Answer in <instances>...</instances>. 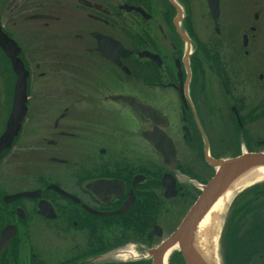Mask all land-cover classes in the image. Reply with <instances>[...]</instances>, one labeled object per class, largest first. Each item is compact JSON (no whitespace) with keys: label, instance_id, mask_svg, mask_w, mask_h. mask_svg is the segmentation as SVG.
Returning <instances> with one entry per match:
<instances>
[{"label":"flooded vegetation","instance_id":"af4514ba","mask_svg":"<svg viewBox=\"0 0 264 264\" xmlns=\"http://www.w3.org/2000/svg\"><path fill=\"white\" fill-rule=\"evenodd\" d=\"M70 3L85 11L87 26L73 35L85 44L70 45L63 53L47 50L39 56L41 63L34 65L38 69L39 108L34 115L27 92L30 79L27 52L18 39L1 28L17 44L18 57L28 76L27 110L11 143L0 146V160L24 159L12 158V148L29 145L34 149V161L42 165L47 160L53 170L47 173L41 167L31 178L30 188L16 190L12 188L14 181L24 185L28 178L0 176V232L7 226L15 227L14 236L0 254V264H153L155 253L171 239L200 194L201 185L194 195L187 183L192 180L188 178L185 182L187 178L177 175L178 144L186 148L203 146V159L211 166L205 155L210 134L205 130L201 113L212 116L213 98L208 94L206 72L217 79L224 90L223 97L230 95L228 76L229 69H233L234 54L225 48L231 38L215 27L214 39L208 37L207 41L201 35L200 40L195 39L187 15H183L181 0H70ZM124 6L143 12L126 10ZM33 15L44 18L30 19ZM33 15L25 19H58L47 13ZM94 34L118 42L127 53H118L117 61L111 62L99 50ZM247 42L248 36L243 34V49ZM103 49L116 48L104 44ZM0 52L13 82L1 137L11 112L15 75L10 59L1 48ZM247 55L248 50H243L242 57ZM119 96L149 105L163 117L164 125L158 127L176 148V170L172 174L175 188L170 197L165 196L163 183L167 170L142 135L152 130L153 125L127 101L115 99ZM230 113L241 128L235 115H238L236 105L230 106ZM208 127H212L210 119ZM143 147L159 158L160 170L153 165L154 169L149 168L150 163L143 167ZM208 154L212 159H221L210 151ZM61 166L74 170L66 174L68 184L56 177V167ZM54 186L69 196L59 193ZM21 192H33L35 196L5 198ZM35 220L55 231L53 259L45 256L46 247L37 253L26 245L29 227ZM181 240L170 251L167 264L175 260L187 264L180 249ZM129 243L136 244L139 256L121 261L117 254Z\"/></svg>","mask_w":264,"mask_h":264},{"label":"rangeland","instance_id":"374dc122","mask_svg":"<svg viewBox=\"0 0 264 264\" xmlns=\"http://www.w3.org/2000/svg\"><path fill=\"white\" fill-rule=\"evenodd\" d=\"M181 5L184 17L187 15L188 25L189 22L191 24L189 30L195 39L200 40L199 35L204 36L207 41H209V38L214 39L215 27H220L222 35H229L231 38L228 47L225 48V50H230L234 54L233 69H229L230 76H228L231 78L228 84L231 88L230 95L223 97L224 90L220 87L217 79L206 72V77L209 79L208 94L213 98L212 116H206L203 111L201 113L205 118L203 124L206 128H204L205 130L208 129L210 134V136L208 135L210 153L215 158L228 159L248 151V149L264 152V0H220V14L215 23L209 16L205 0H181ZM41 13L52 14L58 19L53 21L25 19L29 15ZM85 19V11L76 8L74 4L70 3V0H0V27L18 39L27 52L25 57L29 62L30 71L27 92L31 95L29 102L32 115L39 108V101L37 100L38 69L34 68L35 63H41L40 57L44 54V51L51 52L54 49L63 53L62 51L69 50L71 46L85 44L73 37L75 33L86 28ZM181 27H184V25ZM243 34L248 36L247 46L244 49L241 45ZM243 50H248L246 57H242ZM207 65H204L205 69ZM9 70L10 68L0 52V129L6 117V108H8V99L13 83ZM231 105H236L238 108L241 128L236 125L231 116ZM209 119L212 127L207 128ZM28 146L12 148V158L21 157L24 159H12L14 161L7 162L8 158L6 160L3 157L0 160V176L12 175L28 178L27 183L24 185H20L21 183L15 180V185L12 187L15 190L30 188L32 185L31 178L40 172L41 167L47 173L53 170L52 165L47 160L45 164L38 165L34 161V149ZM143 148V167L148 166L150 163L149 168L154 169L155 167L157 171L160 170L159 158H156L151 150ZM177 150L179 171L177 175L181 179L187 178L185 182L189 179L192 180L187 183L195 195L198 192V185L206 183L213 175L214 169L203 159V146L186 148L184 145L178 144ZM208 156L212 157L210 154ZM56 169L58 170L56 177L68 184L66 174L72 173L74 170L64 166H61V168L56 167ZM194 176H198V179H195ZM262 183H264V180L237 190L230 199L229 204L222 209L221 218L219 219V231L214 245V252L220 264H225L224 258L222 259V251H224L222 237L224 232H230L241 226L239 228L240 234L243 231L241 228L245 226L240 224L241 218H238L239 214L236 210L249 196L243 199L244 197H241V195L248 188ZM253 198L254 196L250 197L252 200ZM258 202L256 201L254 204ZM29 229L27 237L30 239L26 245L37 253H41L46 247L47 254L45 256L53 259L54 229L44 228V225L36 220L30 225ZM228 235L226 234V236ZM255 248L252 245L249 249V257L245 262L242 261V264H263L264 251L261 255L259 254L260 256H255L254 253L252 254ZM242 249L239 246L237 250L239 254L237 255L243 256L245 251H242ZM245 256L243 259H245ZM173 264L181 263L179 260H175Z\"/></svg>","mask_w":264,"mask_h":264},{"label":"water","instance_id":"95a60500","mask_svg":"<svg viewBox=\"0 0 264 264\" xmlns=\"http://www.w3.org/2000/svg\"><path fill=\"white\" fill-rule=\"evenodd\" d=\"M209 15L212 20L216 21L219 17V0H205ZM126 10H139V8H132L124 6ZM178 12H180L179 7L176 6ZM143 12V11H142ZM30 19H42V15H33L29 17ZM97 37L99 50L103 56L109 59L111 62H116V55L118 53H127L121 47V45L112 40L109 37H103L98 34H94ZM110 44L116 49L114 51L104 50L103 45ZM243 44H246V36H243ZM0 48L3 50L6 57L10 59L11 68L15 74V83L13 89V102L11 107V112L6 123L5 133L0 137V146H8L11 143L12 138L17 134L20 122L23 119L26 112V81L28 72L24 69L21 59L18 57L19 49L14 40L9 38L4 32H2L0 27ZM115 99H122L127 101L133 109H135L139 114L142 115L144 119H147L153 125L152 130H147L142 133L143 137L150 142L153 151L160 155L163 164L166 166L168 172L163 176V183L166 188V197H170L174 193L175 180L173 178L172 172L175 170L176 166V149L171 140V138L161 129L158 125L163 127L164 122L162 121L161 115H159L152 107L143 104L137 100L132 99L127 96L115 97ZM236 115L237 121L240 124L238 115ZM207 162L215 168L213 177L202 187L201 193L198 196L196 202L191 207L182 223L175 231L171 239H169L161 248L155 253L153 264H162L163 254L167 249L175 245L181 238H186V236L193 231L201 217L207 211L212 202L217 198L225 183L233 177L243 167L249 165H262L264 166V152H250L245 151L228 159H212L207 156V151H205ZM59 193L69 196L67 193L54 186ZM23 196H35L33 192H21L12 196L5 197L6 200H12ZM40 207V205H39ZM120 212V211H119ZM15 234L14 226H7L3 228L0 232V254L3 251L6 244L11 240ZM180 249L184 254L185 261L187 264H194L187 257L185 250L181 247Z\"/></svg>","mask_w":264,"mask_h":264},{"label":"bare ground","instance_id":"6f19581e","mask_svg":"<svg viewBox=\"0 0 264 264\" xmlns=\"http://www.w3.org/2000/svg\"><path fill=\"white\" fill-rule=\"evenodd\" d=\"M264 180V166L249 165L240 169L229 179L217 198L201 217L188 238L181 240L180 245L187 257L194 264H220L216 256L215 242L220 226L222 209L229 204L232 196L242 187ZM177 244L165 251L162 264L167 263L168 255ZM222 264V263H221Z\"/></svg>","mask_w":264,"mask_h":264},{"label":"trees","instance_id":"16d2710c","mask_svg":"<svg viewBox=\"0 0 264 264\" xmlns=\"http://www.w3.org/2000/svg\"><path fill=\"white\" fill-rule=\"evenodd\" d=\"M254 196L253 200L250 197ZM245 199L249 196L236 210L239 214L240 224L244 226L243 231L239 234L240 227L234 230L225 231L222 237L223 250L222 259L225 264H242L249 257V249L253 246L256 248L252 252L256 256H260L264 251V183L255 185L245 191L241 197ZM259 201L257 204L254 202ZM226 234H229L226 236ZM239 246L245 251L243 256L237 255ZM260 254V255H259ZM246 255V256H245ZM245 256V259L243 257ZM224 264V263H223Z\"/></svg>","mask_w":264,"mask_h":264},{"label":"clouds","instance_id":"9594fccd","mask_svg":"<svg viewBox=\"0 0 264 264\" xmlns=\"http://www.w3.org/2000/svg\"><path fill=\"white\" fill-rule=\"evenodd\" d=\"M136 244L129 243L127 245L122 246L121 250L117 254V258L121 261H127L128 259H136L139 254L135 251Z\"/></svg>","mask_w":264,"mask_h":264}]
</instances>
